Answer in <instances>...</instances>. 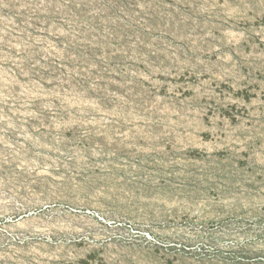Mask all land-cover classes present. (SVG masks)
I'll list each match as a JSON object with an SVG mask.
<instances>
[{
	"label": "rangeland",
	"instance_id": "obj_1",
	"mask_svg": "<svg viewBox=\"0 0 264 264\" xmlns=\"http://www.w3.org/2000/svg\"><path fill=\"white\" fill-rule=\"evenodd\" d=\"M0 216V264H264V0H0Z\"/></svg>",
	"mask_w": 264,
	"mask_h": 264
},
{
	"label": "bare ground",
	"instance_id": "obj_2",
	"mask_svg": "<svg viewBox=\"0 0 264 264\" xmlns=\"http://www.w3.org/2000/svg\"><path fill=\"white\" fill-rule=\"evenodd\" d=\"M41 211H43V210H41ZM60 211H62V212L58 214L57 212H60ZM85 211H86V209L79 208L78 206L69 205V208H60L58 210H52V209L47 210L45 212V214L51 215L52 219L50 221L52 223L58 224L61 230H67L69 227L72 226V224H76L81 219L87 218V216L84 213Z\"/></svg>",
	"mask_w": 264,
	"mask_h": 264
}]
</instances>
